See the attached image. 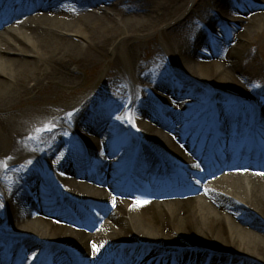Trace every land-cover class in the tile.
<instances>
[{
	"label": "bare ground",
	"instance_id": "bare-ground-1",
	"mask_svg": "<svg viewBox=\"0 0 264 264\" xmlns=\"http://www.w3.org/2000/svg\"><path fill=\"white\" fill-rule=\"evenodd\" d=\"M252 4L259 9L255 13ZM1 5L14 19L8 26L19 24L0 38V161L12 157L7 170L0 167V192L5 191L0 260L33 264V253L46 245L44 264H69L70 256L79 264H126L128 258L118 257L113 244L129 241L151 255L166 250L164 264L170 254L178 264H199L207 252L214 253L212 264H227L229 258L233 264H264L262 172L229 170L205 187L207 174L198 170L205 163L200 143L217 128L211 113L222 120L219 135L230 136L225 145L243 136L252 142L253 132L263 139L264 107L258 99L264 92L259 59L264 0H1ZM32 8L43 9L28 14ZM208 28L214 30L210 35ZM206 33L215 39L213 46ZM156 35L159 46L146 49L142 42L153 43ZM161 51L173 58L172 67ZM179 75L185 77L176 81ZM191 94H203L202 105L188 106ZM123 96L135 99L136 127L108 122L124 106ZM197 115L202 118L195 123ZM201 121L205 126L198 134ZM49 122L56 125L54 135L35 132ZM65 144L75 146L72 158ZM137 145L138 177H151L158 165L180 169L189 173L191 191L201 195L157 199L143 185L136 196L118 197L125 190L117 181L127 175ZM204 152L215 155L212 149ZM46 182L68 199L86 201L62 221L60 211L74 205L61 203ZM113 197L115 212L109 209ZM137 198L148 203L137 205ZM87 207L93 212L88 230L80 212ZM93 243L103 245L99 252Z\"/></svg>",
	"mask_w": 264,
	"mask_h": 264
},
{
	"label": "snow or ice",
	"instance_id": "snow-or-ice-1",
	"mask_svg": "<svg viewBox=\"0 0 264 264\" xmlns=\"http://www.w3.org/2000/svg\"><path fill=\"white\" fill-rule=\"evenodd\" d=\"M128 103L131 104V100H129ZM66 115H67V119L69 121H71V119H72V117L74 115V112H69ZM115 118L117 120L122 121V122H127V123L131 124L132 127H136L135 121L133 119L131 108H129V111L125 115H117ZM55 127H56L55 124L49 122V123L45 124L43 127L36 128L35 132L38 133V134L47 132V133H52L54 135L53 129ZM64 135H68V133L65 132ZM34 138H36V137L31 136V135L28 137V139H34ZM101 155H103V153H101ZM62 156H63V153H60V157H62ZM60 157H58V159ZM11 159H12V157L9 156V157H6L3 161H0V167H3L5 170H7L9 168V165H8L7 161L11 160ZM28 163L31 164V161H28ZM196 167L197 168L200 167L199 162H197ZM244 171H247V169H244ZM259 174L264 175V172L259 173ZM61 175H64V173H61ZM197 183H200V181L197 180ZM145 203H148V201L147 200H140V198H137V205L145 204ZM113 206H115V197H113ZM0 207H3L2 203H0ZM102 246L103 245L97 246L95 243H93V245H92V247L94 249V252H99L100 247H102ZM35 255L36 254L33 253V258H35Z\"/></svg>",
	"mask_w": 264,
	"mask_h": 264
},
{
	"label": "rangeland",
	"instance_id": "rangeland-1",
	"mask_svg": "<svg viewBox=\"0 0 264 264\" xmlns=\"http://www.w3.org/2000/svg\"><path fill=\"white\" fill-rule=\"evenodd\" d=\"M203 1V0H202ZM250 9V12L251 13H255V12H257L259 9H258V7L255 5V4H252V5H250V7H249ZM76 41V40H75ZM76 42H78V41H76ZM147 42H149V43H146L145 41H143L142 43H144L143 45L145 46V47H147L146 49H151V47L153 46V47H155V46H159L157 43H160V36H158V35H156V39H155V42H153V43H150V41H147ZM157 42V43H156ZM144 47V48H145ZM145 49V50H146ZM149 55H150V53H148ZM161 59H162V61H163V57H162V55H161ZM259 59H260V63L262 64V65H264V56H260L259 57ZM164 62V61H163ZM104 67V66H103ZM95 71H97V69H95ZM84 74H86V73H84ZM87 74H90L89 72L87 73ZM264 93V92H263ZM123 99H122V101H121V104L124 102V100H125V98H126V96H123L122 97ZM120 153V152H119ZM121 154V153H120ZM91 231L92 232H94L95 231V228L94 227H92L91 228Z\"/></svg>",
	"mask_w": 264,
	"mask_h": 264
}]
</instances>
